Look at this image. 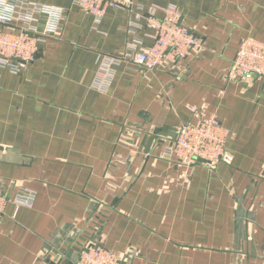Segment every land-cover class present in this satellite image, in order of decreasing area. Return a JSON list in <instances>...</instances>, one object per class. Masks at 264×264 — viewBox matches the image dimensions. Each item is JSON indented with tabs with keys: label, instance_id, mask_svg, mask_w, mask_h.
Returning a JSON list of instances; mask_svg holds the SVG:
<instances>
[{
	"label": "crops",
	"instance_id": "0c3cea01",
	"mask_svg": "<svg viewBox=\"0 0 264 264\" xmlns=\"http://www.w3.org/2000/svg\"><path fill=\"white\" fill-rule=\"evenodd\" d=\"M28 1L64 16L47 36L40 16L29 67L0 66V189L35 194L7 204L0 264H76L93 241L119 264H264V80H227L240 42H264V0H134L158 17L175 7L205 40L155 70L123 58L154 43L128 9L97 22L73 0ZM193 109L228 130L230 164L168 153Z\"/></svg>",
	"mask_w": 264,
	"mask_h": 264
},
{
	"label": "built area",
	"instance_id": "2783aa9c",
	"mask_svg": "<svg viewBox=\"0 0 264 264\" xmlns=\"http://www.w3.org/2000/svg\"><path fill=\"white\" fill-rule=\"evenodd\" d=\"M73 2L91 13L97 22L102 20L108 8L128 9L132 12L133 30L142 28L145 22L152 30L153 45L138 47L136 43H130V49L123 58L149 70L177 63L205 48L204 38L184 23L182 13L175 7L161 9L164 15L158 17L152 12L147 13L142 6H136L134 0ZM41 15L48 16L42 34L55 35L61 27L63 8L40 5L28 0H0V26L6 25L12 30L19 29V32L15 33L3 31L0 27L1 67L19 73L32 64L38 51V43L42 39L39 31ZM15 23H18L19 27ZM113 60L107 59L102 69H108ZM255 79L264 80V42L248 37L240 42L236 56L228 68L227 80L251 83ZM193 111L198 120L178 126L177 138L170 145L168 153L175 155L177 160L188 167L198 163L214 167L221 161L230 164L233 156L226 148L228 130L215 115H208L198 109ZM34 199L35 194L29 191H23L10 198L0 189V218L10 201L18 206H31ZM76 264H119V259L113 251L93 241L82 246Z\"/></svg>",
	"mask_w": 264,
	"mask_h": 264
},
{
	"label": "water",
	"instance_id": "95a60500",
	"mask_svg": "<svg viewBox=\"0 0 264 264\" xmlns=\"http://www.w3.org/2000/svg\"><path fill=\"white\" fill-rule=\"evenodd\" d=\"M153 138H154V140H155L156 137H153ZM2 148H3V147H0V149H2ZM81 247H82V244L79 243V247H76V248H75V251H80ZM73 251H74V250H73Z\"/></svg>",
	"mask_w": 264,
	"mask_h": 264
},
{
	"label": "rangeland",
	"instance_id": "374dc122",
	"mask_svg": "<svg viewBox=\"0 0 264 264\" xmlns=\"http://www.w3.org/2000/svg\"><path fill=\"white\" fill-rule=\"evenodd\" d=\"M79 258V257H78ZM78 260V259H77Z\"/></svg>",
	"mask_w": 264,
	"mask_h": 264
}]
</instances>
